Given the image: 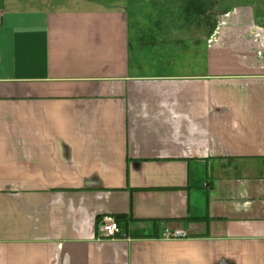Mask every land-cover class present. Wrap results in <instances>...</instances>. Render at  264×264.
I'll return each mask as SVG.
<instances>
[{"label": "crops", "instance_id": "1", "mask_svg": "<svg viewBox=\"0 0 264 264\" xmlns=\"http://www.w3.org/2000/svg\"><path fill=\"white\" fill-rule=\"evenodd\" d=\"M184 1L0 0V264H264V0Z\"/></svg>", "mask_w": 264, "mask_h": 264}, {"label": "rangeland", "instance_id": "2", "mask_svg": "<svg viewBox=\"0 0 264 264\" xmlns=\"http://www.w3.org/2000/svg\"><path fill=\"white\" fill-rule=\"evenodd\" d=\"M136 1L139 4L148 3V4H152V5H156L159 1L162 2V3L163 2H166V3H172L173 2V0H159V1L158 0H136ZM173 4H174V6L175 5L177 6V9H182L183 8V5L185 4V1L184 0H174V3ZM216 4L217 3H216V0H215L214 12L212 13V20H213V24L212 25L213 26H212V29H208L207 35H209L211 32H213V34L216 33V31L219 29V25L221 24L222 19L226 15V11L224 10V8H222V4H217V5ZM127 6H128V4H126L124 6V8L127 7ZM126 12H127V14H132V17L134 19H137V17H140L141 18V16H143V19L145 18V19L148 20V22H145V26L147 28H150L151 30L154 29L155 26H153L152 23H149V21L151 19H155V18L157 19V17L160 14H162V13H158L156 11H149V12H145L144 13L143 11L140 10V11L132 12L131 9H130V7H129V9H127ZM167 14L170 16L171 19H177L178 18V19H181V20L185 21L186 20L185 14L188 16L190 13L170 12V13H167ZM197 14H199L200 16L203 15L201 17V19L200 18L198 19V21H199V27H201V26L202 27L201 28L198 27V29H197L198 34H202L203 31H205V28H203V26L205 25V23H204L205 14L204 13H197ZM207 17H208V23H209V20H211V17L209 15V13H208ZM186 26H188V25L186 24ZM178 29H180L182 32L188 34L189 27H182L181 26V28H179V26H178ZM193 30L194 31H192L193 32L192 34H195L196 27H194Z\"/></svg>", "mask_w": 264, "mask_h": 264}, {"label": "built area", "instance_id": "3", "mask_svg": "<svg viewBox=\"0 0 264 264\" xmlns=\"http://www.w3.org/2000/svg\"><path fill=\"white\" fill-rule=\"evenodd\" d=\"M99 227H100V235L103 238L106 237V238L114 239L118 237L120 233L119 224L115 219V217L111 215L102 216ZM183 234L184 232L182 230H177V229L173 231H169L168 229H165L163 233V235L165 236H181Z\"/></svg>", "mask_w": 264, "mask_h": 264}]
</instances>
